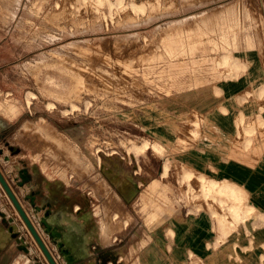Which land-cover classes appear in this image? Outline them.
I'll use <instances>...</instances> for the list:
<instances>
[{"label": "rangeland", "instance_id": "1", "mask_svg": "<svg viewBox=\"0 0 264 264\" xmlns=\"http://www.w3.org/2000/svg\"><path fill=\"white\" fill-rule=\"evenodd\" d=\"M0 172L57 264L46 180L114 189L83 264H264V0H0ZM2 209L0 264H52L0 180Z\"/></svg>", "mask_w": 264, "mask_h": 264}, {"label": "bare ground", "instance_id": "2", "mask_svg": "<svg viewBox=\"0 0 264 264\" xmlns=\"http://www.w3.org/2000/svg\"><path fill=\"white\" fill-rule=\"evenodd\" d=\"M231 63H233V67L236 68L237 71L240 67H242V63L239 62L237 59H235ZM147 145L148 143H145V145L141 146V148H146ZM135 148L137 150L141 149L140 146H135ZM167 169L168 168L166 166L164 171L165 174H167ZM32 170L34 171L35 169L32 168ZM219 186L220 191L225 192L228 197H232V195H234L235 197L234 192L236 186L233 183L224 181L223 183H220ZM44 188L46 196L42 199L41 203L38 204L35 208L37 209L36 211L39 219L47 224V228L49 227V233L51 234V236H53V238L57 240L58 244L62 243L63 247L69 249L70 254L63 253L62 258L66 260L67 263L70 262L75 264L82 263L83 261L88 259L91 260V245L93 240L97 239L99 243H106L110 232L109 230L111 228L110 224L104 225L95 221L94 214L92 211L77 212L70 209L65 203H58L54 188L50 186L48 180L45 181ZM66 198L68 199V196ZM230 199L234 200V202L229 205L231 213H233L235 216L241 215L243 217L248 214V211H244V209L237 204L234 198ZM47 203L49 205L54 204V206H51V208H48L47 210ZM220 206H222V204ZM218 221L226 223V220L222 216H220V219ZM256 223H264V211L261 212L259 220L256 221ZM9 233H12V229H9ZM7 237L8 236L5 233L0 232V243H2L3 240H5ZM27 257L28 260H30V257ZM39 264L43 263L39 262ZM89 264L95 263L89 262Z\"/></svg>", "mask_w": 264, "mask_h": 264}, {"label": "crops", "instance_id": "3", "mask_svg": "<svg viewBox=\"0 0 264 264\" xmlns=\"http://www.w3.org/2000/svg\"><path fill=\"white\" fill-rule=\"evenodd\" d=\"M113 193H114V189L112 187H110V186H106L105 187L103 185H98V186L94 185V186H91L89 189H87L85 191L74 192V193L68 195V199H70L71 203L74 205V206H72L73 208H70V209L75 211L76 210L75 207L76 206H80L83 209L82 212H84V211H92L93 206L96 203H98V201H99V199L101 197L102 198L105 197L106 201H109L110 198H113ZM65 204L69 205V207H70L69 202H65ZM111 209L114 210V207H111ZM2 211H4V210L2 209ZM4 212L7 214L6 215L7 219H10L8 217V213L6 211H4ZM10 229H12V232H13L15 227L12 226ZM122 239L123 238L120 237V236H115L113 238V244H117V243L121 242ZM124 258H125L124 255H122L121 253H118L116 257H113V259H111L109 261V264H119V263H121L124 260Z\"/></svg>", "mask_w": 264, "mask_h": 264}, {"label": "water", "instance_id": "4", "mask_svg": "<svg viewBox=\"0 0 264 264\" xmlns=\"http://www.w3.org/2000/svg\"><path fill=\"white\" fill-rule=\"evenodd\" d=\"M0 180L2 181L3 185L5 186V188L7 189L8 193L10 194L12 200L14 201V203L16 204V206L18 207V209L21 211V213L23 214L24 218L27 220L28 224L30 225L31 227V230L32 232L34 233V236L36 237L37 241L40 243V245L43 247L46 255L48 256L50 262L52 264H57L56 261L54 260V258L52 257L50 251L48 250V248L46 247V245L44 244V241L42 240V238L40 237L39 233L36 231L35 227L30 223L26 213L24 212L22 206L20 205L18 199L16 198V196L14 195V193L12 192V190L10 189V187L8 186V184L6 183L2 173L0 172ZM0 215L3 217L4 221H7V217H6V213L2 210H0ZM43 222V221H42ZM44 225L46 226V230L48 231L49 233V227L47 228V224L45 222H43ZM50 234V233H49ZM51 236V234H50ZM52 237V236H51ZM53 238V237H52ZM54 241H56L57 243V240L55 238H53ZM58 244V243H57ZM58 246L60 247V250L63 253H68L70 254V251L69 249H67L66 247H63V244L62 243H59ZM22 248L25 249V251H29L28 247L26 245H22L21 246ZM70 263V262H69ZM35 264H39V262L35 263ZM70 264H75V263H70ZM77 264H83V263H77Z\"/></svg>", "mask_w": 264, "mask_h": 264}, {"label": "flooded vegetation", "instance_id": "5", "mask_svg": "<svg viewBox=\"0 0 264 264\" xmlns=\"http://www.w3.org/2000/svg\"><path fill=\"white\" fill-rule=\"evenodd\" d=\"M36 207V206H35Z\"/></svg>", "mask_w": 264, "mask_h": 264}]
</instances>
